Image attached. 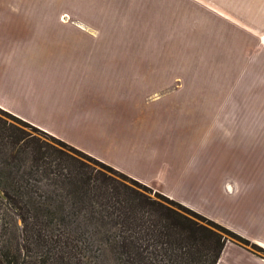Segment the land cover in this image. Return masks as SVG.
I'll list each match as a JSON object with an SVG mask.
<instances>
[{"label": "crops", "instance_id": "obj_1", "mask_svg": "<svg viewBox=\"0 0 264 264\" xmlns=\"http://www.w3.org/2000/svg\"><path fill=\"white\" fill-rule=\"evenodd\" d=\"M167 1L180 11V0ZM167 1L0 0V109L264 249L262 235L177 193L190 189L212 208L224 203L229 215L264 222V136L260 123L241 121L264 113L263 15L194 0L211 14L210 25L194 26L204 51L166 62L158 44L134 33L149 15L164 17ZM113 7L123 19L131 11L130 23H105ZM166 64L188 72L166 78ZM236 249L227 244L218 264H264Z\"/></svg>", "mask_w": 264, "mask_h": 264}, {"label": "trees", "instance_id": "obj_2", "mask_svg": "<svg viewBox=\"0 0 264 264\" xmlns=\"http://www.w3.org/2000/svg\"><path fill=\"white\" fill-rule=\"evenodd\" d=\"M0 115V264H100L102 251L114 264H218L228 239L256 247L12 114Z\"/></svg>", "mask_w": 264, "mask_h": 264}, {"label": "rangeland", "instance_id": "obj_3", "mask_svg": "<svg viewBox=\"0 0 264 264\" xmlns=\"http://www.w3.org/2000/svg\"><path fill=\"white\" fill-rule=\"evenodd\" d=\"M117 1L121 3L120 1L122 0ZM179 2L180 11H173L170 9L172 2L167 1L170 6L168 8L165 7L164 17H154L149 15V18L143 22L142 32L134 33V39L136 40L149 39L151 42L158 44L160 46L159 53L166 58V62L167 60H171V58H180L185 62H188L189 58L198 57L199 53L204 51V49L200 47L199 43H197V45L194 43L193 32L196 30L194 29V26H199L201 24L210 25L211 23L209 22L211 14L210 18L203 16L202 12L207 9H204L201 3H194V0H180ZM205 2L233 12H236V10L239 9L241 13L244 10L245 14L263 15L261 17V22L263 25L262 29H264V0H205ZM115 10L117 9L113 7L111 12H105V23H109L107 21H111V19H120V23H130L132 20L131 11L129 12L130 16L123 19L121 17L126 16L128 13L126 9H123V5L122 10L118 12V15H121V17L112 14ZM212 18L215 17L212 16ZM154 53V55H156V50H154ZM151 54L152 50H150V55ZM187 69L188 64H166L165 77L167 78L176 75L177 73L188 72ZM242 117L243 120L241 119V121L244 122L245 125L260 123V133L261 136H264V113L245 112ZM241 163L244 164V168H256L255 165H251L247 160H244ZM256 163L258 164L259 162ZM195 168L201 169V167L198 168L197 166H195ZM194 192L195 191L190 189H183L177 193L178 195L181 194L190 204L199 207L205 212L214 213V215L218 216L226 224L231 225L234 229L246 232L247 234L253 231L256 235H262L264 237V222L252 224L248 219H239L241 216L238 217L237 214L235 216L229 215L230 210H228L224 203L212 208L211 205L205 204L203 194ZM231 209L236 211V213H239L237 207L232 206ZM18 224L21 225L19 221ZM250 242L256 247H242L233 243L231 239H228L227 244L237 247L235 251L239 254H241L242 249L254 254L264 263V249L252 241ZM229 250L232 249L230 248ZM100 262V264H114L113 259L106 251H102Z\"/></svg>", "mask_w": 264, "mask_h": 264}, {"label": "water", "instance_id": "obj_4", "mask_svg": "<svg viewBox=\"0 0 264 264\" xmlns=\"http://www.w3.org/2000/svg\"><path fill=\"white\" fill-rule=\"evenodd\" d=\"M0 198H2L3 200H6V197H5V195L1 189H0ZM19 223L21 224L20 221H19Z\"/></svg>", "mask_w": 264, "mask_h": 264}]
</instances>
